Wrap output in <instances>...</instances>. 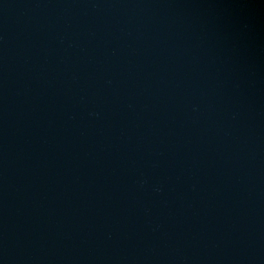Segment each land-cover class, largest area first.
<instances>
[{
  "label": "water",
  "instance_id": "95a60500",
  "mask_svg": "<svg viewBox=\"0 0 264 264\" xmlns=\"http://www.w3.org/2000/svg\"><path fill=\"white\" fill-rule=\"evenodd\" d=\"M0 264H264V0H0Z\"/></svg>",
  "mask_w": 264,
  "mask_h": 264
}]
</instances>
